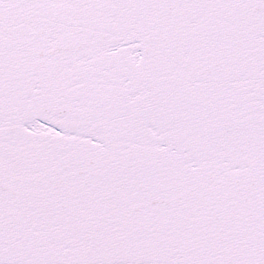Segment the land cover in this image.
<instances>
[{
  "label": "snow or ice",
  "instance_id": "6c2138e0",
  "mask_svg": "<svg viewBox=\"0 0 264 264\" xmlns=\"http://www.w3.org/2000/svg\"><path fill=\"white\" fill-rule=\"evenodd\" d=\"M0 264H264V0H0Z\"/></svg>",
  "mask_w": 264,
  "mask_h": 264
}]
</instances>
